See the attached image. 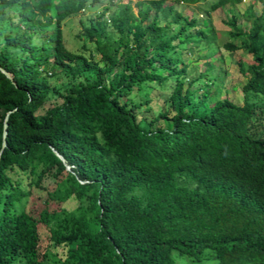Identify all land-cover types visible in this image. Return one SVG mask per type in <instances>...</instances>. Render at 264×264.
Wrapping results in <instances>:
<instances>
[{
    "label": "trees",
    "instance_id": "trees-1",
    "mask_svg": "<svg viewBox=\"0 0 264 264\" xmlns=\"http://www.w3.org/2000/svg\"><path fill=\"white\" fill-rule=\"evenodd\" d=\"M97 1L0 0V264H264V0L223 18L222 45L250 55L240 103L201 111L221 59L192 85L186 42L209 37L177 5L241 0L119 3L111 38L105 6L80 31L93 50L68 48L64 19ZM144 85L167 93L149 119L130 98Z\"/></svg>",
    "mask_w": 264,
    "mask_h": 264
},
{
    "label": "rangeland",
    "instance_id": "rangeland-1",
    "mask_svg": "<svg viewBox=\"0 0 264 264\" xmlns=\"http://www.w3.org/2000/svg\"><path fill=\"white\" fill-rule=\"evenodd\" d=\"M136 1L137 0H99L92 6L85 7L83 10L66 17L61 25L65 45L70 49L81 50L85 54H88V51L93 50V43L88 40L80 31L83 25H87L89 23L90 17L93 18L96 13H98L105 6L108 8H104V15L101 18V20H106V22L103 24V28L110 38L117 37L118 32L109 23V20H107L109 12L113 10L119 3L123 2H128L131 10L135 12L137 8L135 4ZM248 1L249 0H241L235 4H227L225 7H219L215 10H212L209 17H207L199 7L200 5L201 7L205 5L204 1L197 4L195 3L193 5H187L184 3H179L177 5V7L183 13H188L191 10L194 11L196 18L195 27L203 29L209 37L207 38L208 41L199 38L201 40L198 44H193L192 41L186 42L185 46L192 47V50L187 56L189 67L187 68L186 72V76L190 79H193L192 85L196 86L197 83L195 82H200L206 79L207 74L203 73L204 68L207 67L206 60L211 62L217 58L221 59V65L218 67V71L216 72L215 76L211 81H207V84L209 85V93L206 96V99L200 100L194 98L191 101L190 105L196 111H201L203 108L209 107L211 103L217 98L227 97L237 103H240L241 101L240 85L244 80V75L237 69L236 60L240 57L248 58L250 55L247 52H243L240 48L230 50L222 45V42L227 39V25L223 22V18H225L227 14L231 12V10L240 16V13L247 5ZM253 9H259L258 2L254 4ZM208 19L209 22H207ZM77 32L78 35H76ZM81 43H83V46ZM93 56L95 59H98L99 54L95 53ZM54 70V73L48 74L50 82L63 90V85H65L67 78L65 74L57 67H54ZM183 86H185V81ZM200 89L201 86L197 88L196 93H199ZM165 91L166 90H164L161 86H156V89H150L147 87V85H144L138 91H136V93H130V98H132L133 101H142L143 99L148 98L149 101L147 103L142 102L137 105L136 110L139 113H142L143 116L145 115L146 119H149L158 113L162 99L167 94L164 93ZM57 100L58 98L54 97L53 95L48 96L45 103L38 108L36 114H41L44 111V108L52 105ZM166 123V119L158 117L153 122V125L164 126ZM45 242L46 238L42 236V243L44 244ZM190 260L189 262L191 264H215V261L212 258H207L200 261L193 259Z\"/></svg>",
    "mask_w": 264,
    "mask_h": 264
},
{
    "label": "water",
    "instance_id": "water-1",
    "mask_svg": "<svg viewBox=\"0 0 264 264\" xmlns=\"http://www.w3.org/2000/svg\"><path fill=\"white\" fill-rule=\"evenodd\" d=\"M0 70L7 76V77H9V74H8V72L6 71V70H4L2 67H0ZM7 112V111H6ZM4 128H5V117L3 118V121H2V130H1V145H3V143H4V140H3V134H4ZM55 152V154L62 160L63 158H62V156L58 153V152H56V151H54ZM65 165V167L66 168H68V164H64Z\"/></svg>",
    "mask_w": 264,
    "mask_h": 264
}]
</instances>
